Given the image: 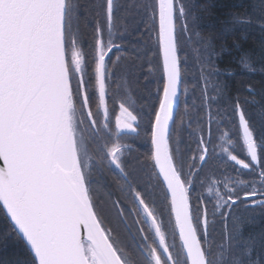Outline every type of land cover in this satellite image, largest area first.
Listing matches in <instances>:
<instances>
[{
	"label": "snow or ice",
	"instance_id": "snow-or-ice-1",
	"mask_svg": "<svg viewBox=\"0 0 264 264\" xmlns=\"http://www.w3.org/2000/svg\"><path fill=\"white\" fill-rule=\"evenodd\" d=\"M238 8L0 0V264H264V0ZM229 50L261 79H218Z\"/></svg>",
	"mask_w": 264,
	"mask_h": 264
},
{
	"label": "trees",
	"instance_id": "trees-1",
	"mask_svg": "<svg viewBox=\"0 0 264 264\" xmlns=\"http://www.w3.org/2000/svg\"><path fill=\"white\" fill-rule=\"evenodd\" d=\"M211 2L220 5H232L234 6V10H242L239 9L238 6L244 2V0H211ZM227 10V8L224 9V11ZM224 18L226 17H222V19ZM211 28L212 25L210 24L209 20L205 19L200 23V28L198 30L206 35ZM229 43H231V41H229ZM248 46L249 45L246 44L244 47L247 48ZM217 51H219V46L217 47ZM239 55V52L229 50L222 53L220 58L216 61L221 69H231L235 72V75L231 78L226 76V80H228L231 84L233 92L238 86H240L241 82L248 83L252 81H259L261 79V75L259 73H249L246 70H242L241 66L237 63ZM244 94L247 95V93ZM10 251V249L6 250L0 247V257L7 258L10 254Z\"/></svg>",
	"mask_w": 264,
	"mask_h": 264
},
{
	"label": "flooded vegetation",
	"instance_id": "flooded-vegetation-1",
	"mask_svg": "<svg viewBox=\"0 0 264 264\" xmlns=\"http://www.w3.org/2000/svg\"><path fill=\"white\" fill-rule=\"evenodd\" d=\"M80 27L81 30L85 33H88L90 31L91 28V21H85L83 19H81L80 21ZM200 28V25H199ZM113 92H117V102H119L120 99H123L127 104L132 105L134 103V97L132 95H125L122 94L120 92H118V90L116 89L115 85H112L110 88V96L112 95ZM121 95V96H120ZM109 107L110 109L112 108V103H109ZM127 142V140L125 141ZM132 149H133V156H139L142 154L143 149H144V139L143 136H141L139 139H137L135 142L132 143ZM110 180H114L113 177H109Z\"/></svg>",
	"mask_w": 264,
	"mask_h": 264
},
{
	"label": "rangeland",
	"instance_id": "rangeland-1",
	"mask_svg": "<svg viewBox=\"0 0 264 264\" xmlns=\"http://www.w3.org/2000/svg\"><path fill=\"white\" fill-rule=\"evenodd\" d=\"M192 71L194 72V71H195V68H193ZM217 78L220 79V80H226L227 77H226L225 75L221 74V75H219ZM118 96H119V95H118ZM120 96H121V95H120ZM133 97H134V96H133ZM216 153H217V155L219 156V154H220V148H219V147L216 148ZM212 168L218 169V171H217V175H219V171H223V169H224V164L221 163V161H220L219 158H217V159H215V160L210 159L209 162H208V165H207V167H206V171H207L208 169H212ZM221 178H222V177H221ZM201 191H203V189H201ZM211 206H212L211 203H209V208H210V209H211Z\"/></svg>",
	"mask_w": 264,
	"mask_h": 264
}]
</instances>
